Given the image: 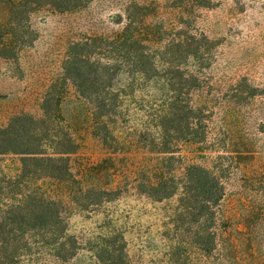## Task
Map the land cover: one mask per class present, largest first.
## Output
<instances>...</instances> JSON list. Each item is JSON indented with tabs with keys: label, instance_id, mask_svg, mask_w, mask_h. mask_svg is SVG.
Listing matches in <instances>:
<instances>
[{
	"label": "rangeland",
	"instance_id": "1",
	"mask_svg": "<svg viewBox=\"0 0 264 264\" xmlns=\"http://www.w3.org/2000/svg\"><path fill=\"white\" fill-rule=\"evenodd\" d=\"M19 1L0 0L1 25H10ZM22 22L27 43L16 58L0 57V129L21 115L42 120L57 86L64 124L79 145L70 162L76 179L84 191L116 192L85 210L71 208L68 234L82 249L66 263L41 264H103L100 249L121 264H264V0H84L68 12L43 7ZM130 23L132 35L122 36ZM86 52L94 70L110 67L86 83L118 94L109 117L97 118L65 77L70 57ZM187 92L204 126L192 131L195 142L156 152L173 94ZM20 159L0 157V207L16 191L8 182L20 174ZM189 166L225 188L207 226L183 210L180 194L158 201L137 190L159 170L180 181ZM27 185L50 198L63 191L49 179Z\"/></svg>",
	"mask_w": 264,
	"mask_h": 264
},
{
	"label": "trees",
	"instance_id": "2",
	"mask_svg": "<svg viewBox=\"0 0 264 264\" xmlns=\"http://www.w3.org/2000/svg\"><path fill=\"white\" fill-rule=\"evenodd\" d=\"M83 4L84 0H21L11 5L12 22H8L10 25L0 24V57L16 58L18 51L27 43L25 35L28 31H20V27L31 13L43 7L68 12ZM121 35H132L131 23ZM129 40L130 37L123 44H127ZM88 46V43L78 44L74 49L85 50ZM90 57L87 52L70 57L65 77L76 83L80 95L94 105L97 118L109 117L116 107L118 94L104 88L86 86V83L91 82V76L100 77L103 71L102 77H106L110 67L100 64L102 72L94 70L96 63H91ZM140 73L143 76L149 74L145 69H141ZM56 87L46 95L42 120L21 115L14 117L7 127L0 129V157L17 155L22 164L17 179L8 182L16 191H12L13 195L7 197L8 201L2 205L3 208L0 207V264L70 261L82 249L81 243L68 234L67 218L71 208L85 210L104 200L102 195H107L108 199L116 196L114 191H84L76 179L70 162L71 156L78 152L79 145L64 124L60 113L61 93L56 94ZM177 91L172 89L173 93ZM173 95L170 113L160 124L162 142L161 148L156 150L159 153H174V144L180 141L195 142V139H191L194 134L192 131L196 126L201 129L205 124V115L190 103L188 92L184 96ZM108 134L107 130L104 138L106 144ZM109 138L114 140L113 137ZM201 138L202 136L198 140ZM159 171L162 172L160 176L154 173V178L149 176L140 181L137 185L140 194L158 201L180 194L179 202L183 210L200 220L201 225L207 226L215 221L216 209L225 191L217 176L202 167L189 166L180 181H177L170 175L165 176L162 170ZM39 179L57 182L63 191L57 198H50L40 193V188L30 190L27 183ZM121 240L123 244L119 249L124 256V241L122 238ZM105 253L109 254L104 255ZM118 258L120 257L111 254L109 249L98 250V259L103 264H121Z\"/></svg>",
	"mask_w": 264,
	"mask_h": 264
}]
</instances>
